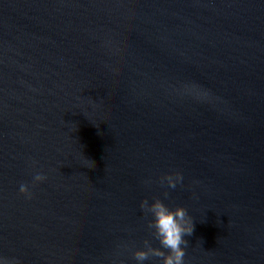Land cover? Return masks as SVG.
I'll return each mask as SVG.
<instances>
[{
	"label": "water",
	"instance_id": "95a60500",
	"mask_svg": "<svg viewBox=\"0 0 264 264\" xmlns=\"http://www.w3.org/2000/svg\"><path fill=\"white\" fill-rule=\"evenodd\" d=\"M153 198L184 264H264V0H0V255L136 264Z\"/></svg>",
	"mask_w": 264,
	"mask_h": 264
},
{
	"label": "clouds",
	"instance_id": "9594fccd",
	"mask_svg": "<svg viewBox=\"0 0 264 264\" xmlns=\"http://www.w3.org/2000/svg\"><path fill=\"white\" fill-rule=\"evenodd\" d=\"M46 176L36 171L32 175V185L42 183ZM183 177L180 173H165L160 177V184L167 185L168 189H174L182 183ZM19 192L26 198H30L29 186L21 183ZM163 196L168 197L164 191ZM139 209L143 214L150 217L147 220V228L150 236L158 243L153 247L148 239L143 241V247L132 252L136 264H144L150 256L160 258V264H184V246L187 241L185 236H190L193 231V221L187 210L182 206L169 207L160 198H153L151 202L142 199L139 202ZM166 250V251H165ZM0 264H19L15 258L9 259L0 255Z\"/></svg>",
	"mask_w": 264,
	"mask_h": 264
}]
</instances>
